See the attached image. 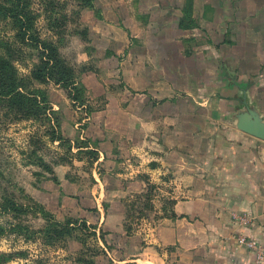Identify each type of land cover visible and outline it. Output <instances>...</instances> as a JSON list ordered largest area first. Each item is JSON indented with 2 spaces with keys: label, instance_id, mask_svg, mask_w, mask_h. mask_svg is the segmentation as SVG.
Masks as SVG:
<instances>
[{
  "label": "rangeland",
  "instance_id": "rangeland-1",
  "mask_svg": "<svg viewBox=\"0 0 264 264\" xmlns=\"http://www.w3.org/2000/svg\"><path fill=\"white\" fill-rule=\"evenodd\" d=\"M27 3L39 40L57 46L83 95L74 101L53 82L32 83L39 62L37 46L29 41V30L22 37L13 19L0 17V61L13 65L25 94L29 89L44 92L50 107L47 118H29V103L11 105L0 99V264H78V257L92 252L95 235L94 219L79 211L81 203L94 201L88 190L95 184L91 174L97 152L85 136L91 131V114L116 101L120 104L121 94L128 90L125 75L134 77L138 66L151 71L154 56L159 61L177 60L171 74L165 73L186 81L189 75L192 79V74L201 77L216 71L214 58L219 59L237 82L254 81L247 96L257 102V93L264 96V0ZM188 5L193 30L180 23ZM184 47L196 52L185 55ZM202 61L204 71L198 70ZM260 102L264 110V97ZM150 198L141 204L133 198L134 208L138 206L134 217L150 216ZM67 224L72 235H57L66 230L57 225Z\"/></svg>",
  "mask_w": 264,
  "mask_h": 264
},
{
  "label": "crops",
  "instance_id": "crops-1",
  "mask_svg": "<svg viewBox=\"0 0 264 264\" xmlns=\"http://www.w3.org/2000/svg\"><path fill=\"white\" fill-rule=\"evenodd\" d=\"M214 59L216 71L186 81L165 73L177 60L154 56L151 71L125 75L120 104L91 114L94 201L79 211L95 235L78 264H264V140L236 126L247 107L264 119V96L252 102L254 81ZM147 195L150 216L134 217Z\"/></svg>",
  "mask_w": 264,
  "mask_h": 264
},
{
  "label": "trees",
  "instance_id": "trees-1",
  "mask_svg": "<svg viewBox=\"0 0 264 264\" xmlns=\"http://www.w3.org/2000/svg\"><path fill=\"white\" fill-rule=\"evenodd\" d=\"M83 1L90 3V0ZM189 16L190 9L188 5L186 6V12L180 19V23H185L188 26L187 28H193L195 23ZM0 17L13 19L15 25L19 27V34L22 37H25L29 30V41H34L37 46L35 49L39 52V62L32 72L31 82L35 84L53 82L72 94L71 98L74 101H80L83 90L78 85L73 68L61 58L54 43L39 40L34 26L35 18L31 13L27 0H0ZM0 71L3 72L0 80V99L6 100L11 105L29 103V118H47L46 112L50 110V107L45 93L38 89H29V95L25 94L22 91L24 85L16 76V70L8 60L0 61ZM67 225H57L66 228L65 231H60V229L57 235L61 236L66 233V236H71V228L69 224Z\"/></svg>",
  "mask_w": 264,
  "mask_h": 264
},
{
  "label": "water",
  "instance_id": "water-1",
  "mask_svg": "<svg viewBox=\"0 0 264 264\" xmlns=\"http://www.w3.org/2000/svg\"><path fill=\"white\" fill-rule=\"evenodd\" d=\"M236 126L239 130L264 140V119L253 107L236 115Z\"/></svg>",
  "mask_w": 264,
  "mask_h": 264
},
{
  "label": "built area",
  "instance_id": "built-area-1",
  "mask_svg": "<svg viewBox=\"0 0 264 264\" xmlns=\"http://www.w3.org/2000/svg\"><path fill=\"white\" fill-rule=\"evenodd\" d=\"M259 260H263V258L260 256V259Z\"/></svg>",
  "mask_w": 264,
  "mask_h": 264
}]
</instances>
